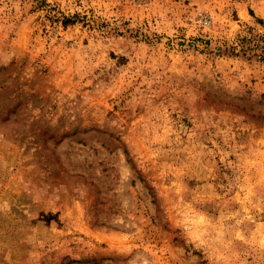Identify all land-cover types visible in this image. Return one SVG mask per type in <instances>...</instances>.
Returning a JSON list of instances; mask_svg holds the SVG:
<instances>
[{"label": "rangeland", "instance_id": "1", "mask_svg": "<svg viewBox=\"0 0 264 264\" xmlns=\"http://www.w3.org/2000/svg\"><path fill=\"white\" fill-rule=\"evenodd\" d=\"M260 38L264 0H0V264H264Z\"/></svg>", "mask_w": 264, "mask_h": 264}, {"label": "trees", "instance_id": "2", "mask_svg": "<svg viewBox=\"0 0 264 264\" xmlns=\"http://www.w3.org/2000/svg\"><path fill=\"white\" fill-rule=\"evenodd\" d=\"M247 42H249V41H247ZM255 44V49H257V50H260V55H259V57H260V59L262 60V61H264V39H262V38H260L256 43H254ZM247 49H251V48H247Z\"/></svg>", "mask_w": 264, "mask_h": 264}]
</instances>
